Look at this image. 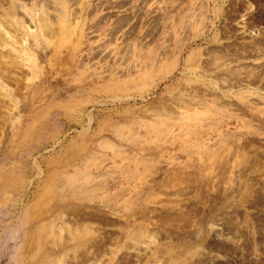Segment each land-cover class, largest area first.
Here are the masks:
<instances>
[{
	"label": "rangeland",
	"instance_id": "rangeland-1",
	"mask_svg": "<svg viewBox=\"0 0 264 264\" xmlns=\"http://www.w3.org/2000/svg\"><path fill=\"white\" fill-rule=\"evenodd\" d=\"M62 1L0 0V264H34L32 198L63 156L112 176L50 227L45 264H264V0Z\"/></svg>",
	"mask_w": 264,
	"mask_h": 264
},
{
	"label": "bare ground",
	"instance_id": "bare-ground-1",
	"mask_svg": "<svg viewBox=\"0 0 264 264\" xmlns=\"http://www.w3.org/2000/svg\"><path fill=\"white\" fill-rule=\"evenodd\" d=\"M59 3H63L62 0H59ZM117 3V2H116ZM215 7V6H214ZM216 8V7H215ZM77 9V8H76ZM75 9V10H76ZM139 12V11H138ZM41 13V12H40ZM45 13V12H44ZM66 13V12H64ZM99 13V12H98ZM43 18V16H42ZM41 20V19H40ZM116 20V19H115ZM57 22V21H56ZM195 22V21H194ZM131 24V23H130ZM42 30L47 31L48 33L51 31L49 30V24L43 20L42 23ZM61 26L64 28V38L61 39V42H65L71 43V40L69 41V37L67 35V33H70V31H68V26L66 25V17L63 16V19L61 20ZM126 30V29H125ZM131 33V32H130ZM241 33V32H240ZM235 39V38H234ZM74 46V45H73ZM254 46V45H253ZM221 48V47H220ZM76 46H74L71 50V53H73L75 51ZM255 53V52H254ZM106 55V54H104ZM78 57V56H77ZM107 57V56H106ZM222 57V56H221ZM242 57V56H241ZM245 57V56H244ZM249 57V56H246ZM113 58V57H112ZM240 58V57H239ZM84 59V58H83ZM141 59V58H140ZM242 59V58H241ZM87 59H85L84 61H86ZM236 60V59H235ZM247 60V59H246ZM157 61V60H156ZM207 62V61H206ZM237 62V61H236ZM241 62V61H240ZM141 63V62H140ZM156 63V62H155ZM190 63V62H189ZM224 63V62H223ZM244 63V62H243ZM226 64V63H224ZM229 64V63H228ZM174 62L172 60L169 61H164L162 64H160V62H158V64L155 66L154 72L155 75L157 76V78H161L163 77L165 74L169 73L171 71V68L173 67ZM208 64L203 65L204 68L207 67ZM83 68L84 64L81 65ZM246 66V65H245ZM220 67V66H218ZM134 68V67H133ZM212 68V67H211ZM244 68V67H243ZM255 68V67H253ZM92 69V68H91ZM208 69V67H207ZM246 69V68H244ZM235 70V69H234ZM239 70V68H238ZM248 70V69H247ZM129 71V70H128ZM143 71V70H142ZM249 71V70H248ZM117 72V71H116ZM250 72V71H249ZM253 72V70H252ZM235 73V71L233 72ZM232 73V74H233ZM237 73V72H236ZM97 74V73H96ZM121 74V72H120ZM184 74V73H183ZM124 75V74H123ZM145 75V74H144ZM154 75V74H153ZM236 75V74H234ZM233 75V77H234ZM100 75H96L95 77L98 78ZM238 76V75H237ZM250 77V76H249ZM149 79V77L147 78ZM226 80V79H224ZM86 81V80H85ZM112 81V80H111ZM147 81V80H146ZM234 81V79L232 80ZM231 81V82H232ZM243 81V79H242ZM258 81V80H257ZM246 82V81H245ZM83 83V82H82ZM230 84V83H229ZM243 84V83H242ZM256 84V83H255ZM241 85V84H239ZM136 86V85H135ZM230 88V87H229ZM238 89V88H237ZM236 89V90H237ZM240 89V88H239ZM261 89V88H260ZM193 91V90H192ZM196 91V89H195ZM198 91V89H197ZM261 91V90H260ZM221 92V91H220ZM181 93V92H180ZM209 93V92H208ZM190 95V94H189ZM238 97V96H237ZM236 97V98H237ZM178 98V97H177ZM195 98V97H194ZM216 98V97H215ZM126 100V99H125ZM195 100V99H194ZM172 101V99H171ZM192 101V100H191ZM212 101V100H211ZM220 100H218L219 102ZM195 102V101H194ZM189 103V102H187ZM221 104V103H220ZM95 105V104H94ZM184 105V104H183ZM190 106V105H189ZM241 107V106H240ZM184 108V107H183ZM189 108V107H188ZM200 108V107H199ZM204 108V107H203ZM186 109V108H185ZM191 109V108H190ZM207 110V109H206ZM177 113V112H176ZM193 113V112H192ZM243 114V113H242ZM154 115V114H153ZM183 116H186V118L192 116L190 114V111L188 110L187 112L184 111L182 113ZM244 115V114H243ZM249 116V115H248ZM193 117H191L192 119ZM232 118V117H231ZM244 118V116H243ZM143 119V118H142ZM158 119V118H157ZM248 121V118H246ZM16 120V119H15ZM180 120V119H179ZM190 120V119H189ZM251 120V119H250ZM137 121V120H136ZM134 121V124L135 122ZM170 121V120H169ZM255 121V120H254ZM143 122V121H142ZM165 122V121H164ZM162 122V123H164ZM161 123V125H157L152 127V133H158V132H164V131H168L169 126L167 125H163ZM249 123V122H248ZM156 125L155 123H152L151 125ZM165 124V123H164ZM176 124V123H175ZM185 124V123H184ZM187 124V123H186ZM251 124V123H250ZM136 125V124H135ZM181 127L179 124H176V126ZM183 125V124H181ZM122 126V125H121ZM125 126V125H124ZM188 126V125H187ZM192 126V128H191ZM10 127V126H9ZM136 127V126H135ZM174 127V126H173ZM171 127V128H173ZM178 127V128H179ZM198 127V126H197ZM91 128V121H89L87 123V127L86 129ZM191 134L196 133V126L191 125ZM258 128V127H257ZM260 127V130H262ZM5 129V128H4ZM3 129V130H4ZM2 130V131H3ZM8 132V131H7ZM149 132V131H148ZM2 133V132H1ZM171 133V132H170ZM183 134L182 132H179L178 135ZM176 135V134H175ZM5 133L2 134L0 137L4 138ZM183 138H185L183 135H181ZM178 137V136H177ZM174 138V137H173ZM129 140V139H128ZM177 140V139H176ZM189 140V137L186 138V141ZM109 142V141H108ZM136 142V141H135ZM134 142V144H135ZM184 143V142H183ZM247 144V143H246ZM117 145V144H115ZM134 146V145H133ZM143 146V144H142ZM146 146V145H145ZM221 146V145H220ZM118 147V146H117ZM116 147V148H117ZM110 148V147H109ZM112 148V147H111ZM82 152L84 153L85 151L88 150L87 145H83V147L81 148ZM143 149V148H142ZM145 149V148H144ZM191 147L189 149H186V151L191 152ZM198 149V147L196 148ZM115 151V150H114ZM140 151V150H139ZM142 151V150H141ZM146 151V150H145ZM201 151V150H200ZM195 152V151H194ZM197 152V151H196ZM230 152V151H229ZM233 152V151H232ZM96 153V152H95ZM144 153V152H143ZM200 155H202L204 158L207 159H214L215 155L212 154H207L206 151L205 153H200L199 151L197 152ZM97 154V153H96ZM116 154V153H114ZM217 154V153H216ZM220 156V154H218ZM228 155V154H227ZM235 155V154H234ZM99 156V155H96ZM223 156V154H222ZM221 156V157H222ZM225 156V155H224ZM109 157V156H108ZM108 157L106 156V158L108 159ZM231 157V156H230ZM235 157V156H234ZM233 157V158H234ZM98 158V157H96ZM95 158V159H96ZM114 158V157H113ZM128 158V156H127ZM225 158V157H224ZM129 159V158H128ZM202 159V158H201ZM236 159L238 161V165L240 167V162H244V160L246 159V152H244L242 149H236ZM235 159V160H236ZM109 160V159H108ZM124 160V159H123ZM229 160V159H228ZM248 160V159H247ZM95 161V160H94ZM97 161V159H96ZM221 161V160H220ZM232 161V160H230ZM250 161V160H249ZM59 162H62V164H59ZM87 162V156L84 158V160H81L80 162L75 161V158L72 157H65L63 156V158H59L56 160H53L50 164H54V168L50 169L48 168L49 171L46 170V175H45V181H44V185L41 189V191L39 190L38 192H36L33 196V200L32 201V206L30 208V213H29V223L31 224V227L29 229L24 230V236L22 239H24L23 245H27V253L30 256L31 260L33 261L32 263L34 264H45L46 261H42L39 257V255H42V250L44 249V246L47 245L46 243V234L48 233L47 231L52 230V228H50L53 224L57 223L56 221L58 219H60L65 212L68 211H75L77 210V203L79 202H84V201H94L97 198L95 197V193L97 190L100 189V187L102 186L101 184L103 183H108V180L106 179L107 174H109L110 176H112V173L107 169L106 171H102L100 173L98 172V169H101V164H95V167L93 168V171L89 172L88 171V167H86L85 169L83 168V165ZM138 163H140L139 161H137ZM218 162V161H217ZM225 162V161H224ZM246 162V161H245ZM244 162V164H245ZM108 163V162H107ZM146 163V162H145ZM213 163V160H212ZM249 163V162H247ZM49 164V165H50ZM114 164V163H113ZM112 164V165H113ZM144 164V163H143ZM93 165V164H92ZM223 165H225L223 163ZM227 165V164H226ZM145 166V165H144ZM198 166V165H197ZM217 166V165H216ZM221 166V165H220ZM237 166V165H236ZM244 166V165H243ZM254 166V164H253ZM49 167V166H48ZM52 167V166H51ZM93 167V166H92ZM115 167V166H114ZM146 167H148V165L146 164ZM222 167V166H221ZM210 168V167H209ZM208 168V169H209ZM220 168V167H219ZM233 168V167H232ZM238 168V167H237ZM245 168V167H244ZM243 168V169H244ZM103 169V168H102ZM157 169V168H156ZM216 169V168H215ZM222 169V168H221ZM227 169V168H226ZM239 169V168H238ZM242 169V168H241ZM240 169V170H241ZM242 169V170H243ZM96 170V171H95ZM231 170V169H230ZM39 171L41 174H45V170L43 168H39ZM221 171V170H220ZM150 172V171H149ZM148 172V173H149ZM218 172V170H217ZM156 173V172H155ZM234 173V171H233ZM106 174V177L104 176ZM153 174V173H152ZM198 174V173H197ZM137 175V173H136ZM199 175V174H198ZM230 175V174H228ZM244 175V174H243ZM105 177L104 179L102 177ZM134 176V175H133ZM139 176V175H138ZM151 176V175H150ZM154 176V175H153ZM132 177V176H131ZM147 177V174H146ZM152 177V176H151ZM242 177V176H241ZM129 178V177H128ZM158 178V177H157ZM4 182L6 185H14L16 184V180L13 177H3ZM112 179V177H111ZM134 179V178H133ZM139 181L144 183L146 182L147 179H145V174L141 177L139 176ZM150 179V178H149ZM201 179V178H200ZM239 179V177H238ZM243 179V178H242ZM43 180V179H42ZM135 180V179H134ZM240 180V179H239ZM110 181V180H109ZM148 181V180H147ZM43 182V181H42ZM113 182V181H112ZM191 183V182H190ZM41 184V183H40ZM136 184V183H135ZM111 185V184H110ZM108 186V185H107ZM145 186V185H144ZM143 186V187H144ZM165 186V185H164ZM147 187V186H146ZM204 187V186H203ZM250 188V187H249ZM15 189V188H14ZM108 189V188H107ZM16 191V190H15ZM211 193V192H210ZM101 194V193H100ZM99 194V195H100ZM137 195V194H136ZM172 195V194H171ZM104 196V195H103ZM4 197V196H3ZM105 197V196H104ZM133 197V196H132ZM144 198V197H143ZM138 199V196H136L134 199H132L129 204H134L135 202H137L136 200ZM103 200V199H102ZM107 200V199H106ZM113 200V199H112ZM145 200V199H144ZM112 203V202H111ZM111 205V204H110ZM114 206V205H113ZM106 207V206H105ZM193 208V207H192ZM111 209V208H110ZM136 209V208H135ZM193 211V210H192ZM170 212V211H169ZM78 213V212H77ZM84 213V211H83ZM182 214V213H180ZM68 215V214H67ZM76 215V214H75ZM74 215V216H75ZM143 215V214H142ZM165 215V214H164ZM73 216V215H72ZM80 216V215H79ZM83 216V215H82ZM94 216V215H93ZM166 216V215H165ZM67 217V216H66ZM143 217V216H142ZM145 217V216H144ZM77 218V217H76ZM62 219V218H61ZM84 219V218H82ZM96 219V218H95ZM159 219V218H158ZM65 222L66 220L63 219ZM78 220V219H77ZM89 220V219H88ZM94 220V219H93ZM55 221V222H54ZM70 221V220H69ZM81 221V220H80ZM92 221V220H91ZM28 222V221H27ZM61 222V221H60ZM71 222V221H70ZM68 223V222H67ZM85 223V222H83ZM97 223V222H96ZM95 223V224H96ZM101 223V222H100ZM121 223V222H120ZM75 224V223H74ZM92 224V223H91ZM87 225V224H86ZM98 225V224H96ZM81 226V225H80ZM101 226V225H100ZM70 227V225H69ZM75 227V226H74ZM85 227V226H84ZM89 227V226H88ZM91 227V226H90ZM97 227V226H96ZM20 228V227H19ZM25 228V227H24ZM56 228V227H55ZM101 228V227H100ZM23 229V228H22ZM87 229V230H86ZM84 228L83 232H85L86 236L88 235V228ZM139 229V228H138ZM59 230V229H58ZM94 230L93 225L91 227V231ZM54 231V229H53ZM70 231V230H69ZM78 231V230H77ZM97 231V230H96ZM108 231V230H107ZM56 232V231H55ZM90 232V231H89ZM50 233V232H49ZM69 233V232H67ZM75 233V231H74ZM79 235L80 233L77 232ZM140 233V232H139ZM83 234V233H82ZM143 234V233H142ZM51 235V234H50ZM144 235V234H143ZM4 236V235H3ZM49 236V235H48ZM57 236V235H56ZM71 236V235H69ZM140 236V235H139ZM78 237V236H77ZM80 237V236H79ZM94 237V236H92ZM52 238V237H51ZM50 238V239H51ZM91 238V237H90ZM137 238V236L135 237ZM60 239V238H58ZM72 240L75 239V237H71ZM78 239V238H77ZM149 239V238H147ZM137 240V239H136ZM63 241V240H62ZM96 241V239H95ZM51 242V241H50ZM75 241H72V243ZM94 242V241H93ZM59 243V242H58ZM66 243H69V240H66ZM76 243V242H75ZM87 243V242H86ZM154 241H148V242H139V246L137 247L140 251H141V255L147 253L149 250H151L152 246H153ZM85 244V243H84ZM134 244V243H133ZM137 244V243H135ZM102 245V244H101ZM60 246V245H59ZM76 246V245H75ZM99 246V245H97ZM100 247V246H99ZM62 248V247H61ZM70 248V247H69ZM74 248V247H73ZM78 248V247H76ZM81 248V247H80ZM75 249V248H74ZM137 249V250H138ZM54 250V249H53ZM56 250V249H55ZM78 250V249H77ZM100 250V249H99ZM138 250V251H139ZM71 251V250H70ZM73 251V250H72ZM80 252V251H79ZM137 252V251H136ZM150 252V251H149ZM17 253V252H16ZM41 253V254H40ZM78 254V253H77ZM27 255V256H28ZM45 255V254H44ZM44 255L42 257H44ZM73 255V254H72ZM136 255V254H135ZM138 255V254H137ZM60 256V255H59ZM15 257V256H14ZM24 257V256H23ZM174 256H172L173 258ZM171 258V259H172ZM170 259V260H171ZM179 259V258H178ZM171 262V261H170ZM177 262V261H176ZM175 262V263H176ZM178 263V262H177Z\"/></svg>",
	"mask_w": 264,
	"mask_h": 264
},
{
	"label": "crops",
	"instance_id": "crops-1",
	"mask_svg": "<svg viewBox=\"0 0 264 264\" xmlns=\"http://www.w3.org/2000/svg\"><path fill=\"white\" fill-rule=\"evenodd\" d=\"M120 210H124V209H120ZM120 210H119V211H120Z\"/></svg>",
	"mask_w": 264,
	"mask_h": 264
}]
</instances>
